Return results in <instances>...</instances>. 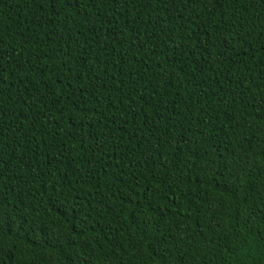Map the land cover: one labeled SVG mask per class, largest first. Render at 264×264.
I'll use <instances>...</instances> for the list:
<instances>
[{"label": "trees", "instance_id": "obj_1", "mask_svg": "<svg viewBox=\"0 0 264 264\" xmlns=\"http://www.w3.org/2000/svg\"><path fill=\"white\" fill-rule=\"evenodd\" d=\"M0 264H264V0H0Z\"/></svg>", "mask_w": 264, "mask_h": 264}]
</instances>
